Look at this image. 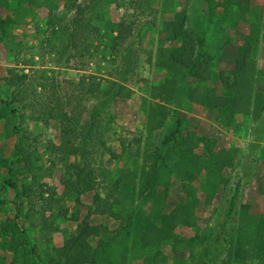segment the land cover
<instances>
[{"label":"rangeland","instance_id":"374dc122","mask_svg":"<svg viewBox=\"0 0 264 264\" xmlns=\"http://www.w3.org/2000/svg\"><path fill=\"white\" fill-rule=\"evenodd\" d=\"M91 1L82 0V3L91 7ZM147 1L155 10V25L143 24L121 49L114 52L108 49L107 44L122 19L123 11L110 0H97L98 9L93 8V11L100 13L103 19V25L100 21L93 22L101 32L98 42L93 40L92 43L97 49L91 51L94 52L92 59L86 57L81 64L76 57L70 61V65L65 63L72 52L62 59L58 53L64 42L62 35L57 34L54 40L49 32L53 24L49 12L62 16L67 0H8L7 8L0 9V221L11 222L16 234L25 231L31 244L45 253L63 245L64 240L82 222L93 202V194L82 196L79 203L74 199L66 200L56 213L59 230L52 235L50 243L41 238L35 225L37 221L33 225L26 219V203L17 200L14 191L4 182L8 168L13 169V180L18 186L31 182L35 175L43 192L53 189L55 195L60 197L63 193L60 179L75 175L76 165L72 160L68 166L49 173L51 157L46 148L48 143L60 144L61 120L51 121L48 127H43L31 122L27 111L20 112L17 124L31 140L36 139V142L30 141L29 148L30 152L36 149V153L31 163H17V159L13 158L18 136L15 125L7 124L3 119L8 114L2 104L7 72L15 67L24 71L31 68L33 72L68 80L90 74L97 78L104 91L114 96L105 117L110 131L106 134L101 152L103 163L112 175L116 176L124 169L141 168L146 147L162 150L163 159L170 166L198 165L206 154L202 147H195L192 134L211 140L215 153L213 160L223 167L217 182L207 184L205 175L201 173L194 182L189 183L183 171H176L167 186L158 188L153 201L135 205L130 236L142 232L145 218L155 219L179 204H187L188 217L196 222L198 229L181 230L178 237L187 244L184 243L177 253L173 252V242L165 244L160 248L162 260L155 264H224L230 243L235 244L237 234L247 228L251 218L264 211V117L261 123L252 120L254 102L264 103V0H251L246 15L240 10L245 0ZM177 16L185 18L188 32L200 38L209 52L215 54L221 48L211 69L210 87L215 89L217 95H226L223 87L226 73L233 69L237 48L247 36L259 40L252 58L260 74L254 86L253 103L245 107L231 127L222 124L215 112L200 107L190 97L184 96L177 118L168 123L165 131H158L149 137L146 112L150 104L157 102L151 96V87L165 77V73L156 68L158 52L191 47V43L182 40L172 43L164 41V24ZM67 26L65 23L63 29H67ZM49 42L53 43L54 51L51 53ZM18 60L21 63L29 61L32 66H22ZM80 64L84 66L83 70H79ZM191 85L195 86V83ZM92 103L88 114L93 111ZM120 138L129 147L126 154L121 150ZM234 196H237L235 215L227 218ZM120 227V221L93 217L90 245L94 250H100L109 237L101 228L112 232ZM155 253L156 248L153 247L135 250L128 247L125 250L115 243L111 258L120 263L124 255L125 264H145V260ZM2 257L7 259L6 264H11L13 256L0 246Z\"/></svg>","mask_w":264,"mask_h":264},{"label":"trees","instance_id":"16d2710c","mask_svg":"<svg viewBox=\"0 0 264 264\" xmlns=\"http://www.w3.org/2000/svg\"><path fill=\"white\" fill-rule=\"evenodd\" d=\"M123 11L121 21L116 25L113 36L109 39L108 49L117 52L139 31L142 25L154 26L155 15L147 0H110ZM251 0L240 5L243 15L249 10ZM8 6V0H0V9ZM97 0L91 1V7L84 6L82 0H67L62 16L52 18L50 34L55 40L57 34L64 40L59 50L60 59L72 52L66 60L70 65L72 59L78 57L83 63L86 57L91 58L94 42L101 37L99 27L93 25L100 21L101 14ZM68 16L70 18H68ZM67 23V29H63ZM164 41L168 43L182 40L191 43L189 49L174 48L159 50L156 68L165 73L164 79L151 87V96L157 101L149 105L146 112V131L149 137L156 132L165 131L169 122L177 118L182 107V98L190 97L197 105L218 114L222 124L231 127L235 118L241 115L245 107L253 103L254 86L260 71L252 58L259 40L247 36L237 48L233 69L226 73L224 81L225 96L216 94L210 87L212 81V64L221 48L213 54L197 36L187 30L185 18L177 16L166 22L163 29ZM264 41V33H263ZM195 43V44H194ZM98 43H96L97 45ZM50 53L54 51L53 43L49 42ZM92 46V47H91ZM52 48V50H51ZM56 52V51H55ZM87 54V56H86ZM92 59V58H91ZM19 62V60H18ZM22 66H32L29 61L19 62ZM79 70H83V65ZM195 83V86L191 83ZM113 95L104 91L97 78L90 74H82L77 79H62L57 76H46L37 71L21 70L18 67L7 72L4 81L2 104L8 111L3 119L7 124H14L18 141L12 153L17 163H31L34 153L29 151L31 140L26 132L17 124L20 112L27 111L31 122L48 127L51 121L61 120L60 144H47V153L51 157L49 173L59 167L68 166L70 161L76 165L73 176H62L60 184L63 193L56 196L53 189L41 190L37 176L31 182L18 186L14 179L13 169L8 168L5 184L10 187L17 200L27 205L26 219L40 231L44 242L50 243L52 235L58 232L56 213L66 200L74 199L76 203L82 196L93 194V202L75 232L69 235L60 248L41 253L31 244L26 232L14 233L11 222L0 221V244L2 250L13 256L11 264H116L111 258L112 246L118 243L125 250L156 248L154 256L145 260V264L161 261L163 254L160 248L173 242V252L187 244L178 237L181 230H197L196 222L188 217V205L179 204L169 213L155 219L145 218L143 230L139 235H131L132 210L136 204L153 201L159 187L167 186L170 177L176 171L185 173V180L194 182L201 173L206 183L214 185L223 167L214 158V146L207 137L192 134L195 147L204 149L206 157H202L198 165L187 166L175 164L170 166L163 159V151L158 148L146 147L141 159V168L124 169L116 176L105 167L102 160V149L105 146L109 124L106 117ZM93 102V103H92ZM92 103L93 111L89 112ZM264 117V103L255 101L252 112L254 123H261ZM2 119V117H0ZM123 153L129 151L127 142L119 139ZM1 178V176H0ZM1 180V179H0ZM237 196L230 201L227 218L235 215ZM106 217L121 222L115 231L101 228L109 235L100 250L90 245L91 219ZM9 239L6 241V239ZM237 246V248H236ZM6 258H0V264H6ZM125 264V256H121ZM264 264V211L251 218L244 231L237 234L236 243L229 245L224 264Z\"/></svg>","mask_w":264,"mask_h":264}]
</instances>
